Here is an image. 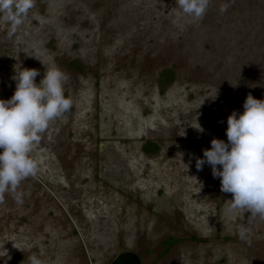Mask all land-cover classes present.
Instances as JSON below:
<instances>
[{
    "label": "rangeland",
    "instance_id": "374dc122",
    "mask_svg": "<svg viewBox=\"0 0 264 264\" xmlns=\"http://www.w3.org/2000/svg\"><path fill=\"white\" fill-rule=\"evenodd\" d=\"M6 32L0 18V99L13 68L56 67L72 107L31 153L23 203L0 197V264L126 251L141 264H264V219L229 212L219 178L195 168L245 97L264 98V0H210L199 21L175 0H35Z\"/></svg>",
    "mask_w": 264,
    "mask_h": 264
},
{
    "label": "clouds",
    "instance_id": "9594fccd",
    "mask_svg": "<svg viewBox=\"0 0 264 264\" xmlns=\"http://www.w3.org/2000/svg\"><path fill=\"white\" fill-rule=\"evenodd\" d=\"M35 0H0V18L7 25L6 36L12 38L23 23ZM179 9L195 21L201 20L210 0H175ZM229 5L222 3L219 12ZM43 64V63H42ZM44 65V64H43ZM46 68V66L44 65ZM41 73L34 68H13L11 79L15 87L10 98L0 99V197L9 193L17 204L23 203L22 181L34 177L37 163L31 153L50 122L60 119L72 107L64 94L67 76L56 67ZM242 112L233 110L226 118V141L213 138L210 147L195 159V168L204 165L219 178L220 191L231 194L229 212L239 209L253 217L264 219V98L250 94L242 103ZM198 125V124H197ZM198 131H203L196 127ZM241 241L248 242L247 233L237 232ZM28 264H41L36 255Z\"/></svg>",
    "mask_w": 264,
    "mask_h": 264
},
{
    "label": "water",
    "instance_id": "95a60500",
    "mask_svg": "<svg viewBox=\"0 0 264 264\" xmlns=\"http://www.w3.org/2000/svg\"><path fill=\"white\" fill-rule=\"evenodd\" d=\"M109 264H141L140 258L130 251L117 254Z\"/></svg>",
    "mask_w": 264,
    "mask_h": 264
},
{
    "label": "trees",
    "instance_id": "16d2710c",
    "mask_svg": "<svg viewBox=\"0 0 264 264\" xmlns=\"http://www.w3.org/2000/svg\"><path fill=\"white\" fill-rule=\"evenodd\" d=\"M171 73L170 72H167L165 74V78L164 80L166 82H170V79H171ZM158 150V147L156 144L152 143V142H147V144L144 146V152L147 153V154H152V153H155L156 151Z\"/></svg>",
    "mask_w": 264,
    "mask_h": 264
},
{
    "label": "flooded vegetation",
    "instance_id": "af4514ba",
    "mask_svg": "<svg viewBox=\"0 0 264 264\" xmlns=\"http://www.w3.org/2000/svg\"><path fill=\"white\" fill-rule=\"evenodd\" d=\"M141 262V261H140Z\"/></svg>",
    "mask_w": 264,
    "mask_h": 264
}]
</instances>
